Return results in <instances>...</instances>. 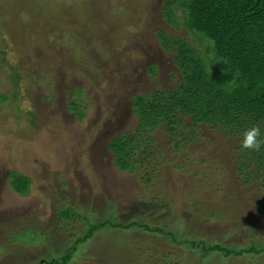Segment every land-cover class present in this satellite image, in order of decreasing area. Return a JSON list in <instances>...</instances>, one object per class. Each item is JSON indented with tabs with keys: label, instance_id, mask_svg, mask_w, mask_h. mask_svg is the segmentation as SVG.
<instances>
[{
	"label": "rangeland",
	"instance_id": "1",
	"mask_svg": "<svg viewBox=\"0 0 264 264\" xmlns=\"http://www.w3.org/2000/svg\"><path fill=\"white\" fill-rule=\"evenodd\" d=\"M53 1L65 27L41 23L42 29L21 27L0 38L6 52L0 66V264L60 260L104 221L161 227L208 246L263 247L264 218L255 214L254 197L234 171L236 139L202 127L196 149L186 155L196 160L185 164L170 155L168 139L158 131L155 139L168 154L161 200H170L158 211L142 206L155 200L153 191L114 166L109 142L138 126L133 98L181 83L174 56L162 50L156 33L190 38L164 22L166 0ZM16 4L7 0L8 7ZM83 5L92 13L81 28L83 18L72 21L68 13ZM7 62L23 77L17 102L11 100ZM14 172L31 180L27 197L11 190ZM67 209L75 220L61 218ZM225 212L229 217L222 219ZM71 264H264V255L203 259L201 251L159 235L108 228L78 247Z\"/></svg>",
	"mask_w": 264,
	"mask_h": 264
},
{
	"label": "trees",
	"instance_id": "2",
	"mask_svg": "<svg viewBox=\"0 0 264 264\" xmlns=\"http://www.w3.org/2000/svg\"><path fill=\"white\" fill-rule=\"evenodd\" d=\"M17 1L18 4L8 7L7 0H0V38L4 32L21 27L34 31L42 29L41 23L62 28L68 24L58 18V8L53 0ZM12 10H15V20L9 15ZM72 10L68 13L70 20L79 22L83 18L79 24L83 28L85 21L91 19L92 11L88 7L87 12L86 5ZM161 15L169 27L177 31L184 29L191 40L156 33L162 50L174 56L181 83L170 91L158 90L148 96L133 98V110L138 119L136 130L118 135L108 145L116 170L135 177L142 188H150L151 194L156 195L155 200L143 202L142 206H151L153 211H158L170 200H161V194L165 192L163 180L168 154L157 143L156 133L161 131L168 139L170 155L191 164L196 159L186 155L192 148L196 149L202 127H210L238 141L233 156L235 174L244 192L254 197L255 214L264 218V145L259 152L240 148L242 133L253 125L260 126L261 138H264V0H166ZM78 40L75 42L80 43L81 39ZM5 54L0 51L1 67L5 65L1 59ZM8 65L7 62L4 70L10 73L8 79L14 90L11 100L17 102L23 99L20 93L23 77ZM149 73L156 76V67L151 66ZM8 99L6 95L1 96L2 102ZM9 181L11 190L18 196L30 194L32 183L29 178L14 172ZM227 215L225 212L220 217L228 218ZM60 216L71 221L77 218L73 209L62 211ZM108 228L140 229L147 234L159 235L178 247L201 251L203 259L215 254L226 259L264 255V246L260 249L255 246L240 249L220 244L208 246L205 242L180 240L175 233L161 227L104 221L93 225L84 238H78L62 259L49 264H71L78 254V247Z\"/></svg>",
	"mask_w": 264,
	"mask_h": 264
},
{
	"label": "clouds",
	"instance_id": "3",
	"mask_svg": "<svg viewBox=\"0 0 264 264\" xmlns=\"http://www.w3.org/2000/svg\"><path fill=\"white\" fill-rule=\"evenodd\" d=\"M262 145H264V138H261V130L259 125L244 130L242 139L240 140L241 150H248L249 152H259Z\"/></svg>",
	"mask_w": 264,
	"mask_h": 264
}]
</instances>
